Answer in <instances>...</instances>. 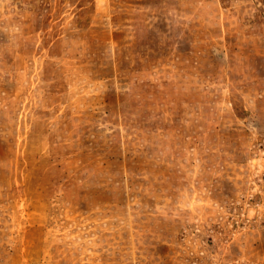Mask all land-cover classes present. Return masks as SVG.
Returning <instances> with one entry per match:
<instances>
[{"label":"rangeland","instance_id":"374dc122","mask_svg":"<svg viewBox=\"0 0 264 264\" xmlns=\"http://www.w3.org/2000/svg\"><path fill=\"white\" fill-rule=\"evenodd\" d=\"M0 264H264V0H0Z\"/></svg>","mask_w":264,"mask_h":264}]
</instances>
